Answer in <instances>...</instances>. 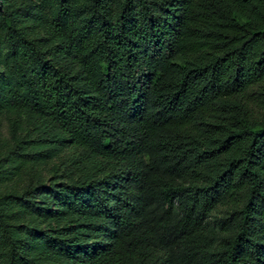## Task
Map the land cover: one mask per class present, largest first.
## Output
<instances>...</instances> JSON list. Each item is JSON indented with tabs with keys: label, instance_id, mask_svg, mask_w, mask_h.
<instances>
[{
	"label": "trees",
	"instance_id": "16d2710c",
	"mask_svg": "<svg viewBox=\"0 0 264 264\" xmlns=\"http://www.w3.org/2000/svg\"><path fill=\"white\" fill-rule=\"evenodd\" d=\"M0 149V264H264V0L0 2Z\"/></svg>",
	"mask_w": 264,
	"mask_h": 264
},
{
	"label": "rangeland",
	"instance_id": "374dc122",
	"mask_svg": "<svg viewBox=\"0 0 264 264\" xmlns=\"http://www.w3.org/2000/svg\"><path fill=\"white\" fill-rule=\"evenodd\" d=\"M7 0H0V2H5ZM20 26L23 27L26 34L35 39L38 43H40L44 48L47 47L46 45V37L44 36L43 32L37 28L36 24L29 20L28 18H21ZM1 136H7V129L2 126L1 128ZM3 152L0 149V171L5 170V164L3 161ZM27 176H25V181L21 182L22 185L30 183L32 185H36L37 183H41L43 185H49L53 181L57 182V176L59 175V167L57 161H52L48 165H32L28 171ZM21 184L15 182L11 184L9 187L10 191H14L18 193L20 191ZM32 225L35 226L37 229L42 231H47L48 229L55 228L56 224L53 221H45L41 218L35 217L32 219Z\"/></svg>",
	"mask_w": 264,
	"mask_h": 264
}]
</instances>
